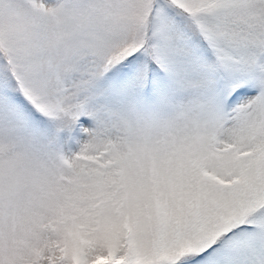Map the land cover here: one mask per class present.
<instances>
[{"label":"snow or ice","instance_id":"obj_1","mask_svg":"<svg viewBox=\"0 0 264 264\" xmlns=\"http://www.w3.org/2000/svg\"><path fill=\"white\" fill-rule=\"evenodd\" d=\"M0 264H264V0H0Z\"/></svg>","mask_w":264,"mask_h":264}]
</instances>
